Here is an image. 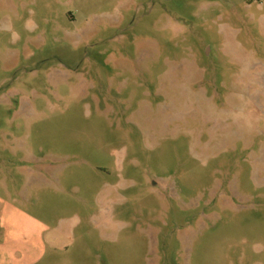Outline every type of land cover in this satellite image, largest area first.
<instances>
[{
    "label": "rangeland",
    "instance_id": "1",
    "mask_svg": "<svg viewBox=\"0 0 264 264\" xmlns=\"http://www.w3.org/2000/svg\"><path fill=\"white\" fill-rule=\"evenodd\" d=\"M0 264H264V0H0Z\"/></svg>",
    "mask_w": 264,
    "mask_h": 264
}]
</instances>
